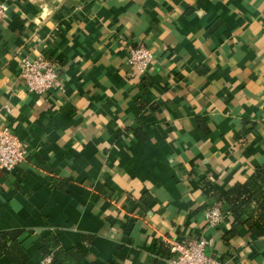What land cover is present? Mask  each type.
I'll list each match as a JSON object with an SVG mask.
<instances>
[{
    "label": "crops",
    "instance_id": "1",
    "mask_svg": "<svg viewBox=\"0 0 264 264\" xmlns=\"http://www.w3.org/2000/svg\"><path fill=\"white\" fill-rule=\"evenodd\" d=\"M0 2V128L25 145L0 170V231L21 230L23 264H42L47 231L86 264H164L167 238H202L221 264H264V236L238 225L224 241L223 215L205 221L218 206L206 186L264 167V0ZM136 43L152 62L129 76ZM36 55L62 90L25 88L18 64Z\"/></svg>",
    "mask_w": 264,
    "mask_h": 264
},
{
    "label": "built area",
    "instance_id": "2",
    "mask_svg": "<svg viewBox=\"0 0 264 264\" xmlns=\"http://www.w3.org/2000/svg\"><path fill=\"white\" fill-rule=\"evenodd\" d=\"M6 10V4L0 2V19ZM152 62L150 50L142 44H128L126 63L129 76L144 75L148 65ZM18 76L25 88L41 95L57 89L62 90V81L54 68L53 61L45 56L36 55L28 59L22 57L18 64ZM25 145L8 127L0 128V170L8 173L24 159ZM222 219L219 206H211L205 211L207 226H215ZM169 255L164 264H221L218 260L204 253L202 238L164 239ZM50 261V254H45L41 263Z\"/></svg>",
    "mask_w": 264,
    "mask_h": 264
},
{
    "label": "trees",
    "instance_id": "3",
    "mask_svg": "<svg viewBox=\"0 0 264 264\" xmlns=\"http://www.w3.org/2000/svg\"><path fill=\"white\" fill-rule=\"evenodd\" d=\"M211 192L215 202L221 208L226 205L223 214L230 227L222 235L227 241L235 234L238 225H244L254 236H264V167H256L242 182H234L225 191H217L211 186L205 187ZM20 229L0 231V256L5 255L12 264H23L25 254L19 255ZM41 243L42 254H50V261L46 264H86L82 258L86 251L77 246L63 247L52 231H47L38 240Z\"/></svg>",
    "mask_w": 264,
    "mask_h": 264
},
{
    "label": "water",
    "instance_id": "4",
    "mask_svg": "<svg viewBox=\"0 0 264 264\" xmlns=\"http://www.w3.org/2000/svg\"><path fill=\"white\" fill-rule=\"evenodd\" d=\"M226 208H227L226 205H223V206L221 207V213H222V215L224 214Z\"/></svg>",
    "mask_w": 264,
    "mask_h": 264
}]
</instances>
